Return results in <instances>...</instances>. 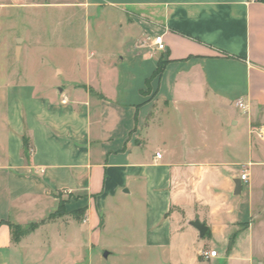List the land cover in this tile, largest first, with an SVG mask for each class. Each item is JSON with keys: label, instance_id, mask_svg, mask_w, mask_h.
<instances>
[{"label": "crops", "instance_id": "1", "mask_svg": "<svg viewBox=\"0 0 264 264\" xmlns=\"http://www.w3.org/2000/svg\"><path fill=\"white\" fill-rule=\"evenodd\" d=\"M40 1L0 0V26L13 11L43 8ZM68 5L88 20L105 13L119 32L95 35V46L75 50L80 63L51 68L49 83L0 67V264L23 252L13 228L42 224L61 201L69 213L83 209L91 246L108 204L124 201L143 211L137 247L161 253L163 264H251L250 167H261L264 181V138L249 134L264 128V3ZM21 40L19 60L33 50ZM159 60L165 63L155 75ZM195 220L207 227L202 238L189 224ZM209 251L215 257L203 256Z\"/></svg>", "mask_w": 264, "mask_h": 264}, {"label": "rangeland", "instance_id": "2", "mask_svg": "<svg viewBox=\"0 0 264 264\" xmlns=\"http://www.w3.org/2000/svg\"><path fill=\"white\" fill-rule=\"evenodd\" d=\"M77 2L81 0H41L39 4L43 8L13 11L0 26V67L10 70L11 74H23L22 81L25 82L42 79L49 83L53 81L51 68L59 66L69 70L75 61L80 63L81 58L76 57L75 50L85 51L87 44L95 46V35L119 32L105 13H99L97 21L88 20L81 7L68 5ZM22 38L33 43V50L27 59L23 56L17 60L16 42ZM247 169L242 168V171ZM251 170L252 215L247 236H251L252 245L248 250L253 260L251 264H264V181L261 167L254 165ZM243 191L246 195L247 189ZM246 199L243 197L241 211L247 213ZM62 202L58 211L42 224L14 231L13 242L20 243L23 251L14 264H163L161 253L137 247L144 235V215L138 207L124 201L117 202L115 206L114 203L108 204L102 217L103 230L97 243L91 246L89 234L82 229L83 209L69 213ZM248 218L245 216L244 220ZM201 240L207 244L206 238ZM105 252L110 256L104 258ZM219 264L225 263L220 261Z\"/></svg>", "mask_w": 264, "mask_h": 264}, {"label": "built area", "instance_id": "3", "mask_svg": "<svg viewBox=\"0 0 264 264\" xmlns=\"http://www.w3.org/2000/svg\"><path fill=\"white\" fill-rule=\"evenodd\" d=\"M153 44L154 46L156 47V49L158 51H165V44L163 42V39H162V36H155L153 38ZM235 106L243 111L246 110V106L245 104L243 103V101L241 99H238L236 102H235ZM249 134L251 135V137H255L257 139H263L264 138V128L263 127H257V126H252L250 127L249 129ZM156 157L157 158H160V154L157 153L156 154ZM240 180L244 183H247L248 182V174L247 172H243L241 175H240ZM216 255V251H209V252H203V256L205 258H208V257H215Z\"/></svg>", "mask_w": 264, "mask_h": 264}, {"label": "water", "instance_id": "4", "mask_svg": "<svg viewBox=\"0 0 264 264\" xmlns=\"http://www.w3.org/2000/svg\"><path fill=\"white\" fill-rule=\"evenodd\" d=\"M21 43H22V40L17 39L16 47H15V57L17 60H19ZM233 183H234V194H239L241 190V181L239 179H235ZM189 224L198 231L200 238H202L205 235L207 231V227L204 223H200L199 221L195 220V221L190 222ZM108 254H109L108 252H105L103 257L106 258Z\"/></svg>", "mask_w": 264, "mask_h": 264}, {"label": "trees", "instance_id": "5", "mask_svg": "<svg viewBox=\"0 0 264 264\" xmlns=\"http://www.w3.org/2000/svg\"><path fill=\"white\" fill-rule=\"evenodd\" d=\"M257 1H260V2H263L264 3V0H257ZM164 63L165 61H162V60H159L158 61V64H157V69L155 71V75H158L161 73L162 69H163V66H164ZM27 145H28V142L26 139H24V147L27 149ZM55 214V213H54ZM21 227H14L13 228V232H12V235L14 234V231L19 229Z\"/></svg>", "mask_w": 264, "mask_h": 264}]
</instances>
